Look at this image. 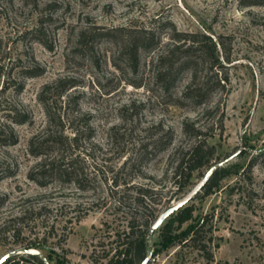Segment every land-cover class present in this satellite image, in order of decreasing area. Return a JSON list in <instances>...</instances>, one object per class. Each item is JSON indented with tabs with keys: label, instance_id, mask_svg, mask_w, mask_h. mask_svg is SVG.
I'll return each mask as SVG.
<instances>
[{
	"label": "rangeland",
	"instance_id": "374dc122",
	"mask_svg": "<svg viewBox=\"0 0 264 264\" xmlns=\"http://www.w3.org/2000/svg\"><path fill=\"white\" fill-rule=\"evenodd\" d=\"M164 21L220 42L221 55L229 58L222 69L228 83L202 106H176L161 97L150 67L158 50L142 55L134 74L118 57L117 36L95 42L93 59L86 51L74 52L77 35L93 25L160 31ZM23 69L41 74L25 78ZM58 80H74L78 86L56 99ZM187 81L185 76L175 95ZM72 96H79L78 103L64 111ZM43 100L53 102L50 114ZM13 110L29 122L17 125L3 118ZM51 115L57 122L60 116L63 126L49 125ZM183 121L203 129L215 147L211 165L225 167L226 176L218 191L190 199L147 236V254H153L149 264H264V155L257 156L264 151V6L240 8L236 0H0V131L17 139L14 146L0 145V164L14 172L0 181V198L5 199L0 224L10 221L11 228L22 230L18 240L0 237V257L36 241L39 248L28 251L44 264H111L115 248L122 249L125 240L121 231L127 213H135L129 203L135 192L131 184L158 192L155 203H162L154 215L198 190L196 173L191 189L175 193L173 185L176 151L191 143V135H183ZM62 127L69 138L70 127L87 133L76 152L79 166L93 178L86 191L73 183L41 187L29 179L39 161L29 153L31 141ZM161 129L173 132L172 144L130 168L140 146ZM189 214L191 220L181 224L179 219ZM174 217L167 240L161 229ZM191 225L198 233L193 243L183 238ZM45 228L49 234L42 242ZM19 256L12 257V264H34L18 261Z\"/></svg>",
	"mask_w": 264,
	"mask_h": 264
},
{
	"label": "trees",
	"instance_id": "16d2710c",
	"mask_svg": "<svg viewBox=\"0 0 264 264\" xmlns=\"http://www.w3.org/2000/svg\"><path fill=\"white\" fill-rule=\"evenodd\" d=\"M236 2L240 8L264 6V0H236ZM161 27V30L167 29L168 33L164 35L161 30L136 27L135 25L113 28L93 25L91 29L82 31L77 35L74 52L86 51L88 57L93 59L95 56L92 52V45L95 42L111 40L110 38L117 36L120 45L118 57L124 58L128 71L130 74H134L140 66L142 55L158 50L160 52L150 62V67L153 81L157 84L161 97H164L167 100L166 102L173 103L176 106L188 104L196 107L206 104L216 90L224 89L228 83L222 69L224 62L229 63V58L221 55L218 46L222 48V44L213 41L204 34L178 31L170 21H164ZM34 32L39 34L38 30ZM163 35L166 37L165 41ZM22 73V77L34 78L41 74V70L23 69ZM185 76L188 81L183 91L177 96L174 93L175 89ZM129 84L136 88L142 86V83ZM77 86V82L74 80H58L53 88L56 99H61L69 90ZM6 87L7 85L4 88ZM16 88L17 92H20L22 86L18 85ZM77 99H79V96L67 98L64 103V111L77 104L78 102L75 101ZM41 102L47 109V113L50 114L53 102L49 103L44 100ZM13 112L11 114L3 113V118L17 125L29 122L30 118L27 115L20 114L16 110H13ZM55 119L51 115L49 125L53 127H57V124L63 126L60 116H57L58 122ZM220 125L222 126V121H220ZM70 130L73 134L71 138L64 135L62 127L59 132L36 137L31 141L29 153L39 161L29 174V179L37 185L46 187L55 182L73 183L79 190H88V184L93 181V178L84 172L83 167L79 166V154H76L82 135L87 133H83L75 127H70ZM182 132L185 136L191 135V143L187 147L178 148L176 151L172 171L173 185L176 188L175 193H182L191 189L193 186L192 178L196 173L199 180L204 182L196 191L193 199L210 196L220 189L221 181L226 176V168L220 165L216 166V164L211 165V162L216 159L215 147L207 143V138L203 137L204 131L201 127L183 121ZM172 141L173 132L161 129L140 146L139 152L137 151L135 156L130 159L132 161L130 168L136 163L141 166L144 160H149V158L165 151L172 144ZM15 144H17V139L14 136L5 135L4 132L0 131V145L14 146ZM260 155H264V151L257 156ZM127 164L128 161L124 163L122 169ZM205 168H209V171L212 169L209 175L203 173ZM13 175L14 172L8 166L0 164V181ZM112 183L115 187L117 186L115 178ZM131 187L135 189V192L129 203L134 205L135 213H132L130 209V212L127 213L126 227L121 231L125 240L120 244L122 249L115 248V253L110 260L111 264H140L147 255L146 238L151 234L150 227L160 215H154L157 206L162 203L161 200L155 203L154 198L158 195V192H155L152 187L142 184H131ZM170 199L165 200L164 204L168 203ZM146 200L152 201L151 205L147 204ZM4 202L5 199L0 198V208H2ZM118 205L122 206V203L119 201ZM147 206H150V209H147ZM145 210L150 212L149 216L144 215ZM176 218H170L161 229L167 240H171ZM191 218L192 216L189 214L181 217L179 222L183 224L190 221ZM10 223V221H3L0 224V237L18 240L22 230L11 228ZM47 234H49V231L47 232L45 228L40 239L42 242L45 241ZM197 236L198 233L195 227L191 225L183 238L193 243ZM65 239L66 235L59 237L62 242ZM36 243L39 244L36 241H29L19 245V247L28 251L32 248H39ZM211 258L212 256L207 253L206 259L211 260ZM14 260L16 258L8 259L3 264H12L15 262ZM25 260L34 264H44L41 257L29 252L18 257V261Z\"/></svg>",
	"mask_w": 264,
	"mask_h": 264
},
{
	"label": "water",
	"instance_id": "95a60500",
	"mask_svg": "<svg viewBox=\"0 0 264 264\" xmlns=\"http://www.w3.org/2000/svg\"><path fill=\"white\" fill-rule=\"evenodd\" d=\"M212 171V169L208 172L209 173ZM204 181H201L199 184V187L203 184ZM198 187V188H199ZM196 191H194L191 195H189L188 197H186L185 199L177 202L176 204L170 206L168 209H166L163 213H161L159 215V217L157 218V220L151 225L150 227V233L155 232L156 230H158L162 224L173 214L175 213L179 208H181L184 204H186L190 199L193 198V196L195 195ZM26 252L32 253L31 251H27L23 248H19V249H15L5 255H3L2 257H0V264L5 263L8 259L15 257L17 255H21V254H25ZM35 254V253H32ZM38 255V254H35ZM152 259V252H149L146 257L143 259V261L140 264H149L150 260Z\"/></svg>",
	"mask_w": 264,
	"mask_h": 264
}]
</instances>
